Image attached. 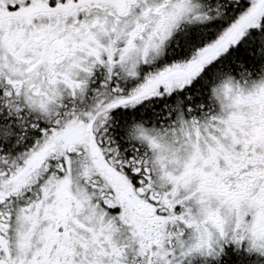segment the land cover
Here are the masks:
<instances>
[{
  "label": "snow or ice",
  "instance_id": "obj_1",
  "mask_svg": "<svg viewBox=\"0 0 264 264\" xmlns=\"http://www.w3.org/2000/svg\"><path fill=\"white\" fill-rule=\"evenodd\" d=\"M0 264H264V0H0Z\"/></svg>",
  "mask_w": 264,
  "mask_h": 264
}]
</instances>
